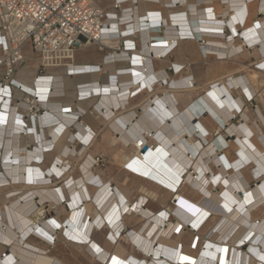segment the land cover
Segmentation results:
<instances>
[{
  "label": "bare ground",
  "instance_id": "1",
  "mask_svg": "<svg viewBox=\"0 0 264 264\" xmlns=\"http://www.w3.org/2000/svg\"><path fill=\"white\" fill-rule=\"evenodd\" d=\"M167 1L173 8L184 7L188 2V0ZM191 1L195 3L196 0ZM223 1L226 5L217 4L216 9L212 8L211 13L206 9L197 10L194 6L188 5L191 18L188 16L187 21L181 14L183 9L175 11L170 18L172 24L168 28L166 26L161 28V32L166 36L165 39L161 42L157 41L155 45H150V39L158 33H152L149 28L141 31L138 18L126 26H119L117 21H108L112 32H123L125 35L135 30L139 32L137 35L142 45L141 54L137 50L133 60L136 62H133L136 70L129 69L123 74L129 75L132 72L134 75V83H132L136 89L144 88L147 93L152 94L144 109L143 107L139 109L141 111L139 116L130 112L126 113V116L121 113L109 122L117 133L115 142H124L126 147H132L138 153L141 148H137V142H142L143 149L151 150L159 156V161L167 169L176 172L178 177H184L198 193L212 188L208 195L210 200L224 207L225 213L212 226V230L206 233L207 237L214 234L212 240L203 243L204 247L198 258L188 256L182 250L179 251L178 246L173 248L163 242L171 241L182 230L178 222H169V215L165 211L156 214L146 210L147 201L143 196L129 202L122 192L111 187L108 180H103L102 176H96L91 171V167L95 166V157L93 152L88 153L87 147L92 141V134L82 122L86 108L83 104H78V112H74L70 108H62L55 104L52 98L63 94L60 82L63 77L58 75L55 77L53 74L57 72H52L51 77L49 73L35 76L37 69L33 68L27 70L30 72L28 79H22L23 81L20 79L17 81L15 77L14 79L31 94H35V89L43 93L50 90L51 99L43 104L45 115L38 123H34L32 129L26 130L22 128L21 121L16 120L14 108L10 110V114H0V187L3 189L13 187L0 198V257L4 252L8 255L4 264H62L52 256L46 255V250L31 246L25 240L26 237H33L49 246L48 242H51L52 237H56L57 230L63 233L67 240L85 248L91 257L102 264H109L111 259L110 264H120L121 260L127 261L121 264H248L251 258L254 264H264V134L260 126L254 123L252 125L256 129V134L249 128L246 108L240 112L241 122L238 125L233 123L237 117L235 108L241 109L244 103L240 97L232 102L230 91V89L237 90L241 86L244 89L238 90L239 94L255 98L256 90L253 89V85L256 83V71H251L249 76L235 77L230 74L228 82L224 80L223 84L218 83V86L212 89L210 85L214 82H211L206 89L208 95L200 97L198 103L194 100L182 110H178L174 106L175 99L170 94L192 92L195 90V85L192 89L184 88L187 77L181 75L174 80H170L168 74L156 78L151 67V58L157 61L164 60L160 55L171 52L172 47L176 45V39L196 40L195 32L199 33V37L202 36L206 55H216L220 60L221 69H223L221 65L231 62L232 55L247 52L242 47V43L244 47H252L257 56H264V0ZM94 5L99 7L95 1ZM254 5L255 14L261 15V18L252 21L248 7ZM107 13L112 17L114 15L112 10ZM245 14L246 18H244ZM217 15L222 18L218 20ZM235 23H238V26H235ZM224 29L229 30L231 34L227 39L221 34ZM237 40L241 45L236 43ZM115 43L108 44L113 47ZM85 47L90 46L82 48ZM238 60L232 61L238 63ZM260 62L264 63V58L256 64ZM175 68L178 70L177 66ZM262 68L264 69V64ZM23 71L26 70H21L19 76ZM114 71L115 65L105 67L107 75L114 74ZM155 82L157 87H152ZM115 86H104L102 89L99 87L98 90L95 85L89 90L81 91L80 96L81 98L88 95L97 96L94 99L100 100L102 97H107L110 100L108 106L112 111L126 109L124 106L132 90L127 86L121 89L119 85L116 88ZM164 88L172 89L171 93L166 96L155 94L157 90ZM44 97L43 95L42 98ZM165 98L166 102H163ZM97 102L100 103L99 100ZM102 103L99 106L105 108ZM69 111L71 113L67 114ZM258 113L264 125L262 112L258 111ZM206 115L211 117L212 123L215 124L216 139L209 137L211 134L199 122ZM181 123L185 125L187 134ZM52 127L53 141L47 139L45 134V130ZM72 127L76 128L77 134L72 132L70 138L68 136L63 140L64 132ZM30 138L35 140V145L24 144ZM229 138L236 140L233 143L235 150L229 147L227 143ZM254 138L260 148L252 142ZM53 142L59 145L58 153L61 155L55 164L63 169H67L70 159L89 154L81 165L84 177L77 179L68 177L58 189L43 186L50 182L48 175L44 176L39 168L45 161V154L53 149L51 146ZM76 142L82 143L80 150L76 148ZM236 151V158L229 160L228 154ZM247 169L250 170L252 179L260 180L253 189L249 187L243 173ZM51 174L49 173L50 176ZM12 184L16 185L11 186ZM36 185L42 187H33ZM88 187L94 190L93 195L89 193ZM88 201L95 205L94 217H91L87 211ZM50 203L77 212L75 221L61 223L53 218L49 222L40 219L39 217L44 216L43 206ZM256 212H263V217L252 221L251 214ZM136 215L143 219L141 226L137 230L127 229L124 223L125 217ZM175 215L185 227L195 228L197 231L210 217L203 208L188 203L185 199L178 201ZM103 228L106 230V237L115 242L116 255L105 252L92 239L94 233L100 232ZM109 232L111 235L108 234ZM124 239H128V244L133 243L137 246L139 251H134L139 256H131V258L129 255L125 256V250L120 244Z\"/></svg>",
  "mask_w": 264,
  "mask_h": 264
},
{
  "label": "built area",
  "instance_id": "2",
  "mask_svg": "<svg viewBox=\"0 0 264 264\" xmlns=\"http://www.w3.org/2000/svg\"><path fill=\"white\" fill-rule=\"evenodd\" d=\"M137 3L138 0H115L112 5V11H114L112 17L105 10L96 7L94 0H0V114H10V110L14 108L16 120L21 121L22 128L26 130L32 129L34 123H38L40 118L45 115L43 104L51 99L50 90L43 93L35 89V94H31L14 79L25 64L23 52L26 47L38 58L36 73L39 76H44L51 70L54 72L64 70L70 74L83 73L107 76L105 67L108 65H115L121 61H131L136 56H130V53L137 52V50L141 54L140 46L142 44H140L141 41L137 35L138 31L135 30L125 35L123 32H112L108 25V21H117L119 26H126L138 18L141 31L149 28L152 33L157 32L159 34L161 28L165 27L161 14L159 12H146V14L139 16ZM125 4H129V6L122 8ZM154 14L157 15V18ZM244 16L246 18V14ZM235 26H238V23H235ZM229 33V30L224 29L221 34L227 39L231 36ZM201 37H196V40L199 43V48L205 51ZM156 39L151 38L150 45L157 44ZM109 42L116 43L111 47ZM84 46H95L99 52L105 53L100 65H73L77 50ZM242 47L245 51L252 50V47H244L243 43ZM174 48L175 45L171 50ZM168 53L160 56L164 58ZM262 58L264 56L261 55ZM263 64V62L255 64L254 69L264 74ZM126 70L129 71V69ZM126 70H115L114 77L125 75L123 73H126ZM169 70L173 74L180 72V69L171 68ZM225 80L228 82L230 77ZM185 82L184 88L192 89L195 85L192 76H188ZM102 84L96 83L91 87L96 85L99 90V87L103 88ZM115 84L116 82H114ZM154 86L157 87L156 82L152 84V87ZM217 86L218 83H214L210 85V88ZM243 89L240 86L237 91H243ZM43 95L44 98H42ZM86 97H90V95L84 96V98ZM253 98L247 96L241 109L235 108L236 118H240L241 110L247 108V103H251ZM199 99L196 100L197 103ZM232 99V102L236 100V98ZM70 113V111L67 112V114ZM137 148H141L139 149L141 152L144 144L140 141L137 142ZM102 162L101 156L95 157V165ZM39 218L43 220L44 216ZM50 220L46 219L45 221L49 222ZM188 230L194 234L197 232L195 228ZM108 234L111 235L110 232ZM55 241L56 237L54 236L51 242H48L49 246H53ZM109 241L112 244L115 243L114 240ZM197 241L198 238L194 239L191 245L193 249H195ZM131 244L136 251H139L135 244ZM178 250H182L181 244L178 245ZM7 256L6 252L1 254L0 264H4Z\"/></svg>",
  "mask_w": 264,
  "mask_h": 264
},
{
  "label": "crops",
  "instance_id": "3",
  "mask_svg": "<svg viewBox=\"0 0 264 264\" xmlns=\"http://www.w3.org/2000/svg\"><path fill=\"white\" fill-rule=\"evenodd\" d=\"M94 1L97 3L98 6L100 4L99 7L101 9L105 10L106 12L112 10V5L115 2V0H94ZM219 1H220L219 3L221 6L226 5L225 1H223V0L222 1L219 0ZM219 3H217V1H214V0H196L195 3L191 0H188V2H186V5L184 7L182 6L183 8L182 7L173 8V7H171V5H169V1H167V0H138L137 10H138L139 16L146 14V12H159L161 14V17L163 18V22L165 23V26L168 28L172 24L171 19H170L171 16L173 15L172 13H174L175 11H177L179 9L184 10L181 12V14L184 15L183 19H186V21H187L188 16H189V18H191V14H189V12H188V10H189L188 5L190 7L194 6L195 9H197V10H205L206 9V11L208 13H211L212 8L216 9L215 7ZM128 6H129V4H125L122 6V8H126ZM249 7H248V9H249V14L251 15V20L252 21L259 20L261 18V15L255 14L254 9L256 10V6L254 5L253 7L252 6L250 8ZM220 15H217V17H219L218 20H220L222 18V16H220ZM154 16H156V18H157L156 14H154ZM192 24H193V22H192ZM186 25H187V22H186ZM192 32H195V31H192ZM195 33H196L195 36L199 37V33L198 32H195ZM165 37H166L165 34H163L162 32L159 34H155V36H154V38H157L156 41H158V42L159 41L161 42L162 40H164ZM135 41L137 42V40H135ZM136 54H137V52L135 51V52L130 53V56L131 55L136 56ZM104 55H105V53L99 52V54H97L94 57H91L90 59H82V60L79 58H76V55H75L73 65H75V66L100 65ZM260 56H258L259 59H261ZM235 59H239L238 63L237 62L234 63V61H232ZM133 60L134 59H131V61L128 60V61H121V62L116 63L115 64V70H126V69H130V71L136 70L134 68V65H133L136 62H134ZM219 61L220 60L217 59L216 55H212V54L206 55L204 50L199 48V45L196 42V40H193V39H183V40L176 39L175 48L171 52H169L166 57H164V60L157 61V60H154L153 58H151V67H152L154 76L156 78H158V77L161 78L165 74H168L170 76V80H174L180 75H181V77H184V78L188 77V76H192L194 83H195V90H193L192 92L171 93L172 89L164 88V89L157 90V92H155V94H158L159 96L160 95L166 96V94L171 93L170 95H172V97L175 99V102H176L174 104V106L178 110H182L183 108H185L187 105H189L194 100L199 99L203 95H208L207 94L208 92L206 89H207V85L209 83L214 82V83L223 84V81L226 78L231 77V76L238 77L244 71L247 70V53H245V55H241V53L236 54V56L232 55L230 58L231 62H229L228 64H224V66L221 65L223 69H221L219 67V65H220ZM175 66H177V68L180 69V72L177 75L171 73V71L169 70L171 68L174 70H177L175 68ZM240 67H241V69H240ZM208 69H209V71H208L209 77H206L205 72ZM231 70H234V71H231ZM109 71H113V69H109ZM50 72H48V73L50 74V77H51L52 72H54V71L51 70ZM55 72H57V73L53 74L55 77L57 75L63 77L60 80V82L62 84L61 88L63 89V94L61 96H55L52 98L55 101V104L61 106L62 108H70V109H72V111H78V104H83L84 107L86 108V110L84 112L86 115L82 118V122L86 126L88 131H90V133L92 134V137H91L92 141L89 142V144H87L88 145L87 146L88 147V153L93 152L94 157L102 156L104 162L101 166H103V165L105 166L104 169H102V168L98 169L95 167L97 172L100 173L105 179L110 180L109 183L111 184V187L114 188L115 190H119L120 192H122L123 196L127 199L133 198L135 196H136L135 198H140L141 196L146 195L142 191H140V189L142 188L141 186H139L137 189H135V187L132 186V184L135 181L142 182L146 186H151L152 188H159L160 190L165 191V189L156 185L155 183L150 182V181L136 175L135 173L129 171L124 165L116 164L112 158V153L117 152L119 150H122L123 155H125V156H131L134 153H136V154L138 153L132 147H126L124 142H117V141L115 142V138H116L117 133L112 128V126L109 125V122H111V120H113L114 117L120 116L121 113H122V115L124 114L126 116V113L130 112V113L135 114V116H139V114L141 112V111H139V109L141 107H143V109H144V106H146L148 104V100L152 96V94L147 93V91L144 88L136 89V86L133 85V83H134L133 73L131 72L129 75H121L118 77H114L115 73L109 74L107 76H100L97 74H83V73L70 74L64 70H57ZM219 74H222V75L218 76ZM230 74H231V76H230ZM216 75H217V77H215ZM15 79L17 81H19V79L22 80L24 78H22V76H19V74H18V76L15 77ZM208 79H209V81H207ZM114 82H116L115 88L117 87V85H119L120 89L127 86V88L129 90H132L130 93L131 95H130L129 99L127 100V103L124 106L126 109L121 108V109H119V111L118 110L112 111V109L108 106L110 100L107 97H102L101 100L100 99H94L97 96H91V95H90V97H87V98H79L80 92L84 91V90H89L91 85H93V84L103 83L102 84L103 87L104 86L108 87V86H111V83H113V85H114ZM134 88H135V90H134ZM230 91L232 93L233 98L236 97V99H237L238 97H240L241 100L243 101V103L246 101V98H247L246 94H242V95L238 94L237 90H234V89H230ZM98 100L100 101V103H102V102L104 103L105 108L109 110V112H108L109 114L107 113L108 110H106L103 106H101V107L99 106L100 103L97 102ZM262 101H264L263 98H260L259 100H257V102L259 103L257 105V108H259L260 111L262 112V114L264 115V102H262ZM163 102H166V98L163 100ZM166 108H167V106H166ZM135 118L136 117H134V119ZM134 119L132 121H134ZM197 119H198V117H197ZM199 122L202 123L203 126L208 131L211 132L210 134H212V133L214 134V126H212L210 123H208L204 119H200ZM181 125H184V124L181 123ZM182 127L184 128V131L186 133L187 130H186L185 125ZM53 130H54V128H53ZM72 132H74L75 135L77 134V130L75 127L74 128L72 127V128H70V130L64 132L65 133L64 138H68V136L70 138V136H72L71 135ZM51 140L53 141V139H51ZM81 145H82V143H78V142L75 143L76 148L79 150L82 148V147L80 148ZM51 146L53 147L52 150H54L56 147H57V149H59V145H57L56 142H53V144H51ZM147 153H148V150L143 149L141 151L140 155L144 156ZM153 155H155V154H153ZM158 157L159 156H156V158L158 160H160ZM208 165H210L212 167V169H214V167L210 163H208ZM245 178L247 180L246 174H245ZM143 188L148 189V188H145L144 186H143ZM148 190H151V189H148ZM66 210L68 211V209H66ZM69 213H74V212L73 211L71 212L69 209ZM75 214H76L75 215V217H76L77 212H75ZM90 215H91V217L95 216L94 212H92ZM75 217H74V219H75ZM139 218L136 215L135 217L125 219L124 223H125L126 228L130 229V230H134V229L137 230L139 228V225H140ZM64 221L71 222V220H69V219H66ZM192 234H194V233H192ZM27 238L28 237H26L25 240L31 246H37V247L42 248V249L44 247H46V245L37 241L33 237H29L28 239ZM66 241L68 242V244L72 243L69 240H66ZM97 243L105 252L111 253V254L113 253V249L115 246L111 242H109V243L105 242L104 243V242L97 241ZM188 243L189 242L186 241L183 244H181L183 246L182 252H184L186 255L191 256V257L197 256L198 250L192 249L190 247L188 248ZM72 244H74V243H72ZM120 244L123 247V249L127 253L131 254L132 256H138L139 255V254L137 255L135 253V251H134L135 249H134V247H132L131 244H125V245L122 243H120ZM74 245H76V244H74ZM77 246L82 247L81 245H77ZM169 246L173 247V248L175 247L174 244H169ZM84 251L87 253L86 259H88L87 261H89L90 264H102V263L98 262L97 260H95L93 257H91L86 249H84ZM52 257L56 261H59V259L57 257H54V256H52ZM129 257L131 258V256H129ZM123 262L127 263V261H123V260H121V262H119V263L121 264Z\"/></svg>",
  "mask_w": 264,
  "mask_h": 264
},
{
  "label": "rangeland",
  "instance_id": "4",
  "mask_svg": "<svg viewBox=\"0 0 264 264\" xmlns=\"http://www.w3.org/2000/svg\"><path fill=\"white\" fill-rule=\"evenodd\" d=\"M99 6H100V4H99ZM236 43L238 45H241V42H239L238 40L236 41ZM245 53H247V70L244 71L240 76H246V75L249 76L251 71H256L254 69V65L260 60L258 58V56L255 54V52L253 51V49L251 51H247ZM245 53L241 52V55H245ZM23 54H24L26 62L22 66L21 70L25 69L26 71H23L21 73V76L24 79H28V77L30 76V72L27 70L33 69V68L36 70L37 65H38V58H37V56L32 54L31 51L27 47L25 48ZM97 54H99V51L97 50V48L95 46H90V47H85V48H81V49L77 50L76 58H79L81 60L82 59H90L91 57H94ZM21 70H19V72L17 73V75L15 77L18 76V74L20 73ZM208 71H209V69L206 70V72H205L206 77H209ZM259 73L260 72L256 71V74H257L256 83L253 85V87H254L253 89L256 90V97L253 98L251 103H247V108H246V112H247V115L249 117L248 126L254 134H256V129L253 126L254 124L260 126V129L262 130V133L264 134V125H263L261 119L259 118V113H258V111H260V109L257 108V105L259 104L257 102V100H259L260 98L264 99V74L263 73L259 74ZM34 75L36 76L37 73H35ZM238 94H239V92H238ZM262 102H264V101H262ZM263 118H264V115H263ZM201 119H204L205 121L210 123L212 126H214V130H215V124L212 123L211 117H208L206 115L205 118H201ZM240 122H241V118H236L233 121V123L236 125H238ZM52 130H53V128H48L47 130H45L46 138L49 140L53 139V137L51 135ZM208 132H209V134L211 133L210 131H208ZM222 133H223V131H222ZM209 137H212L214 139L217 138V137H215V134H213V133ZM225 137H227V136H225ZM63 140H65V138ZM234 142H236V140L234 138L227 139V143L229 144V147L234 148L233 147ZM252 142L254 143V145L256 147H259V144L255 138L252 139ZM24 144H27V146L28 145L29 146L35 145V140L33 138L32 139L30 138L28 140V142L24 143ZM234 150H235V148H234ZM140 153L141 152H139L137 154L134 153L131 156H125V155H123V151L119 150L117 152L112 153V158L116 164L124 165L129 171H131V172L135 173L136 175H138V176H140V177H142V178H144L150 182H153L156 185L165 189V191H163V190H160L159 188H152L151 186H146L144 183L138 182V181H135L132 184V186L135 187V189H137L139 186H141L142 188L140 189V191H142L144 194H146V195H143V197H145V199L147 201V204L145 206L146 210H149V211L152 210L153 213H156V214H160L162 211H165L169 215V222L175 221L181 225L182 230L177 235H175V238H173L171 241L169 240V241H163V242L167 243L168 245L174 244L175 247H177L179 244H183L184 242L188 241L189 242L188 248L190 247L193 249V247L191 245L193 244L194 239L198 238L197 245L195 247V250L197 249L198 252H197V256H194V258H198L199 253H201V250L204 247L203 243L206 240L207 241L212 240L211 237L214 235V234H212L211 237H207L206 233H208L209 230H212V226L225 213L223 205L219 206L210 200L211 198L208 195H209L212 188L209 190H205L203 193H198L193 187H191L189 182H187L184 179V177L183 178L178 177L176 175V172H172L171 170L167 169L162 163H160V161L156 158V156L153 155L155 153H153L151 150H148V153L144 156L143 155L141 156ZM236 153H237V151L230 153V155L228 154V156H227L228 159L233 160L234 158H236ZM88 155L89 154L87 153V155H85V156L79 157L80 156L79 155L78 157H74V158L70 159L68 166H66L67 169H63V167H58L55 164L57 158L61 157L60 153H58L57 147L54 150H51L50 152L46 153L45 154V161H44L43 165L39 166V168L43 171L44 176L48 175L47 178L49 179L50 183H47L43 186L44 187L47 186L46 188L58 189L61 187L62 183L68 177H73L74 179L81 178V177L83 178L84 175L81 171V165L84 163V160L86 159V157ZM103 162L101 164L93 166V168L91 167V171L96 176L97 175L102 176L100 173L97 172L95 167L98 169H101V168L104 169L105 166L104 165L101 166L103 164ZM253 165H255V164L253 163ZM248 170L249 169H247V171H245L243 173H244V176H245V174L247 175V182L249 184V187L251 189H253L260 182V180L259 179L258 180L252 179L250 176V170L249 171ZM49 173L50 174L52 173L51 176L49 175ZM104 179L105 178L103 177V180ZM105 180H107V179H105ZM108 181L110 182V180H108ZM14 185H16V184H14ZM14 185L12 184L11 186H14ZM143 186L145 188H148L151 190L144 189ZM33 187H42V185H36ZM1 189H2V191H0V198H2L5 195V193H7L9 190H12L13 187H11V189H9V188L3 189V187H0V190ZM88 191L91 195L94 194L93 189L89 188ZM135 197L128 198L129 202L135 201L136 200ZM180 199H181V201H182V199H185L188 201V203L189 202L194 203L197 206L203 208L204 211H206L210 214L209 219L204 223V226L200 230L198 229L196 234H192L190 232V230L185 228V226L181 222V220H179V218L175 215L177 203ZM86 205H87L86 208H87V211L89 214L94 212V210L96 209L95 205L90 201L86 202ZM67 208H65L62 205H57V204H52V203L46 204L42 208L44 211L43 221H45L46 219H52V218L58 222H61V223L66 219L73 220L76 214H75V212L69 213V210L68 211L66 210ZM262 217H263V212H256V213L251 214L250 219L252 221H256V220H260ZM128 218H131V217H126L125 219H128ZM138 218H139V216H138ZM142 222H143V219L140 217L139 218V223H140L139 227L141 226ZM62 234L60 231L57 232L56 241H55L53 246L49 247L46 244H44V245H46V247H44L43 249L46 250V252H47L46 255L57 257L59 259L60 263H62V264H90L89 261H87L88 259H86L87 253L84 251L85 248L74 245L72 243L68 244V242L66 241L67 239ZM92 239L95 242H97V241L104 242V243L105 242H108V243L111 242L106 237V230L104 228L100 232H95L94 235L92 236ZM120 243H122L124 245L128 244V239L127 240L126 239L121 240ZM182 248H183V246H182ZM4 251H5V249H4ZM125 253H126L125 256L126 255L132 256L131 254L127 253L126 251H125ZM116 254H117V250H116V247H114L113 253L111 255H116ZM248 264H254V260L252 258L249 259Z\"/></svg>",
  "mask_w": 264,
  "mask_h": 264
},
{
  "label": "trees",
  "instance_id": "5",
  "mask_svg": "<svg viewBox=\"0 0 264 264\" xmlns=\"http://www.w3.org/2000/svg\"><path fill=\"white\" fill-rule=\"evenodd\" d=\"M248 219V218H247Z\"/></svg>",
  "mask_w": 264,
  "mask_h": 264
},
{
  "label": "water",
  "instance_id": "6",
  "mask_svg": "<svg viewBox=\"0 0 264 264\" xmlns=\"http://www.w3.org/2000/svg\"><path fill=\"white\" fill-rule=\"evenodd\" d=\"M145 150V149H144Z\"/></svg>",
  "mask_w": 264,
  "mask_h": 264
}]
</instances>
